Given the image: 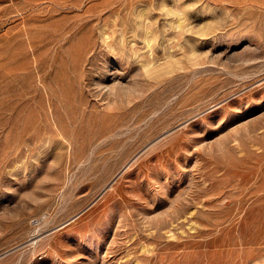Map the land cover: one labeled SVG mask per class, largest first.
Returning a JSON list of instances; mask_svg holds the SVG:
<instances>
[{
	"label": "rangeland",
	"instance_id": "1",
	"mask_svg": "<svg viewBox=\"0 0 264 264\" xmlns=\"http://www.w3.org/2000/svg\"><path fill=\"white\" fill-rule=\"evenodd\" d=\"M0 264H264V0H0Z\"/></svg>",
	"mask_w": 264,
	"mask_h": 264
}]
</instances>
